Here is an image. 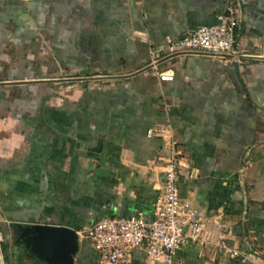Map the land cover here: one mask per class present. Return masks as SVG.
Here are the masks:
<instances>
[{
  "label": "crops",
  "instance_id": "0c3cea01",
  "mask_svg": "<svg viewBox=\"0 0 264 264\" xmlns=\"http://www.w3.org/2000/svg\"><path fill=\"white\" fill-rule=\"evenodd\" d=\"M230 0H0V251L46 264L18 226L82 231L106 217L154 216L161 136L181 143L184 199L219 216L229 244L264 252V0H237L240 61L150 50L216 24ZM169 103V107L166 103ZM75 264H99L80 236ZM132 264H160L143 251ZM171 264H264L197 243Z\"/></svg>",
  "mask_w": 264,
  "mask_h": 264
},
{
  "label": "built area",
  "instance_id": "2783aa9c",
  "mask_svg": "<svg viewBox=\"0 0 264 264\" xmlns=\"http://www.w3.org/2000/svg\"><path fill=\"white\" fill-rule=\"evenodd\" d=\"M240 25L239 2L230 0L216 24L201 26L151 49L150 65L159 80L171 81L174 72L160 70L158 64L173 55L191 53L240 61L245 55L238 40ZM166 106L169 107L168 102ZM165 131L166 136L156 128L147 132L149 137L158 135L165 142L160 155L164 186L154 202L153 218L146 219L141 213L106 217L78 231L96 250L99 264H132L135 251H143L155 263L171 264L177 251L191 243L241 262L261 257L264 252L259 248L244 251L229 244L219 216L201 210L182 197L179 180L186 167V155L170 130ZM0 264H4L1 251Z\"/></svg>",
  "mask_w": 264,
  "mask_h": 264
},
{
  "label": "water",
  "instance_id": "95a60500",
  "mask_svg": "<svg viewBox=\"0 0 264 264\" xmlns=\"http://www.w3.org/2000/svg\"><path fill=\"white\" fill-rule=\"evenodd\" d=\"M19 241L46 264H75L79 232L66 225L18 226Z\"/></svg>",
  "mask_w": 264,
  "mask_h": 264
}]
</instances>
